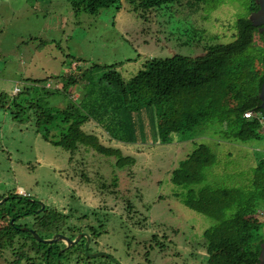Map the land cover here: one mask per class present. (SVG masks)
<instances>
[{"label":"rangeland","instance_id":"1","mask_svg":"<svg viewBox=\"0 0 264 264\" xmlns=\"http://www.w3.org/2000/svg\"><path fill=\"white\" fill-rule=\"evenodd\" d=\"M250 3L251 0H209L193 13L184 4L146 10L141 0H122L119 9L111 6L98 14L85 11L77 14L70 0H0V92L14 96L16 87L19 91L33 87L37 90L32 92L33 96L41 97L44 88L58 85L56 77H69L95 64L119 63L118 70L130 79L148 58L175 54L200 56L207 41L233 40L237 20L248 14ZM256 38L260 40L259 35ZM78 96L74 93L72 100ZM46 99L50 106L60 107L69 100L63 92ZM85 129L101 135L105 145L120 148L135 161L120 168L115 157L93 149L80 146L70 151L54 146L37 132L32 120L20 123L9 110L0 109V197L6 195L0 203L10 193L35 197L47 208H57L62 213L56 223L60 232L62 220L72 226L97 224L92 210L82 205L89 203V199L84 193L72 190L82 179L131 180L142 189V204L151 207L145 212L148 218H155L171 233L190 232L196 239L215 221L190 209L174 194L181 192L182 187L172 182L173 170L197 143L206 142L216 152L217 163L206 170L205 183L246 186L259 156L254 145L262 144L261 141L247 144L225 141L214 133L208 136L213 139L211 142L200 139L194 143L196 137L191 134L184 140L183 135L175 134L171 143L161 144L154 133L146 135L142 128L138 131L140 142L115 144L96 122L92 121ZM178 141H187L184 148L180 149L183 144ZM145 143L146 146L142 145ZM20 188L25 190V195L19 193ZM18 201V198L10 199L7 205L14 203L20 207ZM41 209L42 206L37 214ZM184 213L191 219L186 221ZM83 215L87 217L82 218ZM34 221L31 214L21 217L18 224L32 228ZM58 243L64 246L63 242ZM0 264L40 263L15 260L12 247H8L0 255ZM161 264L169 261L164 259Z\"/></svg>","mask_w":264,"mask_h":264},{"label":"trees","instance_id":"2","mask_svg":"<svg viewBox=\"0 0 264 264\" xmlns=\"http://www.w3.org/2000/svg\"><path fill=\"white\" fill-rule=\"evenodd\" d=\"M70 1L77 14H98L111 6L119 9L122 4V0ZM208 1L141 0L146 10L184 4L193 13ZM248 9L247 15L238 18L232 41H207L200 56L148 58L130 79L118 70L119 63L95 64L81 69V73L75 69L69 77H56L58 87L48 83L41 97L33 96L32 92L37 91L33 87H25L14 96L0 92V109L9 110L20 123L32 120L37 132L54 146L70 151L84 146L115 157L120 168L132 164L135 158L125 156L120 148L105 145L101 135L88 132L86 125L94 121L113 140L129 144L140 142V128L146 135L154 133L161 144L171 143L175 134L195 137L204 132L244 144L262 141L258 119L244 117L247 110L262 112L259 92L264 82V34L249 18L252 11L259 9L256 0H251ZM60 92L69 98L66 106H50L46 98ZM74 93L79 94L76 100H72ZM256 152L259 156L253 177L246 186L205 183L206 170L217 163L216 152L206 142L197 143L172 172V182L182 187L174 194L190 209L215 221L204 236L209 255L221 254L225 264L259 261L264 221L256 214L264 210V155ZM19 196L10 194L0 206V255L12 247L15 260L40 264H56L72 255V249L61 252L58 242L38 241L21 229L26 225L18 224L21 217L34 214L32 228L41 237L51 238L59 233L56 223L62 213L44 210L37 214V202ZM15 198L20 207L7 205Z\"/></svg>","mask_w":264,"mask_h":264},{"label":"flooded vegetation","instance_id":"3","mask_svg":"<svg viewBox=\"0 0 264 264\" xmlns=\"http://www.w3.org/2000/svg\"><path fill=\"white\" fill-rule=\"evenodd\" d=\"M84 181L82 179L76 184L77 188L72 190L84 193L89 199V203L82 205L92 210L97 224L72 226L62 220L60 228L63 226V231L59 233L73 240L83 236L70 248L72 255L60 259L56 264H161L164 259L169 264H225L221 254L218 253L217 257L209 255L204 233L196 239L190 232L177 230L171 233L155 218H148L145 212L148 213L151 207L142 204V189L131 180L108 178ZM31 202H37V209L42 206L35 197H31ZM44 210L60 212L57 208L49 209L46 206L40 211ZM84 217L87 216L83 215L82 218ZM183 217L186 221L191 219L185 213ZM61 242L64 243V249L68 243ZM99 252L103 254L89 256ZM184 254L188 256L185 257Z\"/></svg>","mask_w":264,"mask_h":264},{"label":"water","instance_id":"4","mask_svg":"<svg viewBox=\"0 0 264 264\" xmlns=\"http://www.w3.org/2000/svg\"><path fill=\"white\" fill-rule=\"evenodd\" d=\"M256 2L259 5V9L256 10V11H252L250 13V15H249V18L252 21L253 25L258 27L259 33L260 34H264V0H256ZM259 97H260V100H261L260 108H261V110L264 113V82H263V84L261 86V89H260V92H259ZM249 111H252V110H249ZM8 198L9 197H7L6 199H3L2 202L0 203V205L2 203H4ZM41 204H42V209H43L45 206H44V204L42 202H41ZM12 223H14L13 219H12ZM21 229L23 231H29L38 241H41V242H44V243H47V244H54V243H57L59 241H66L68 243V245L64 249H61V252H64V251L70 249L72 247V245L76 244L81 239V237L83 236V235H80L76 240H73L70 237L66 236L65 234L60 233V234L54 235L51 238H43L33 228L21 227ZM263 232H264V228H263ZM85 235L89 237L88 234H85ZM87 253H89L88 250H87ZM101 254H103V252L89 254V256L97 257V256H100ZM257 264H264V240L261 243V253H260L259 261H258Z\"/></svg>","mask_w":264,"mask_h":264},{"label":"built area","instance_id":"5","mask_svg":"<svg viewBox=\"0 0 264 264\" xmlns=\"http://www.w3.org/2000/svg\"><path fill=\"white\" fill-rule=\"evenodd\" d=\"M19 90L20 89L18 87H16L15 92L17 93V92H19ZM244 117L247 119H254V118L258 119L259 131H260V134L262 136V141H261L262 144L255 147V150L260 151L264 155V113H263V111L258 113L255 110H252V111L247 110L244 113ZM19 193L23 194V195L26 194V192L23 188H20ZM256 215L260 218H264V210L258 211Z\"/></svg>","mask_w":264,"mask_h":264},{"label":"crops","instance_id":"6","mask_svg":"<svg viewBox=\"0 0 264 264\" xmlns=\"http://www.w3.org/2000/svg\"><path fill=\"white\" fill-rule=\"evenodd\" d=\"M99 131L101 132H103V130L102 129H100L99 128ZM207 132H204L202 135H199V136H195L196 138H195V140H193L194 141V143L195 142H198V140H200V139H204V140H209L210 142L213 140L212 138H208V136H209V134H206ZM103 134H105L104 132H103ZM184 139H188L187 137H184V138H182V140H184ZM192 141V142H193ZM187 141H185V142H179L178 141V143H180V144H183V145H181V147H180V149H182V148H184V144L186 143ZM215 142H217V141H215ZM113 143H115V144H120V143H123V142H120V141H117V140H114V142ZM129 144V143H128ZM142 145H145L146 146V143L145 144H142ZM151 149V146H149V149L148 150H150Z\"/></svg>","mask_w":264,"mask_h":264}]
</instances>
